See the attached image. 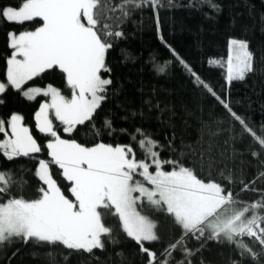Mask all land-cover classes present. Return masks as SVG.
<instances>
[{"label": "snow or ice", "instance_id": "snow-or-ice-1", "mask_svg": "<svg viewBox=\"0 0 264 264\" xmlns=\"http://www.w3.org/2000/svg\"><path fill=\"white\" fill-rule=\"evenodd\" d=\"M234 7L227 0H0V26L30 25L5 33L10 51L0 105L11 90L27 100L45 97L33 113L42 142L23 111L0 115V155L27 161L0 167V246L28 248H15L9 264L17 256L21 264L24 256L67 264L73 255L82 257L78 264H94L97 251L107 253L109 264H264V122L257 128L237 111L240 101L217 92L161 31L163 10H199L216 20ZM145 13L172 60L222 114L205 119L203 105L198 113L181 105L178 135L174 101L143 84L138 105L125 94L119 69L131 54L126 48L123 59L110 54L120 40L143 31ZM239 15H232L233 24ZM260 19L264 24V12ZM247 31L227 34V60L215 61L226 67L229 84L264 76V49L251 47ZM152 62L159 73L171 63L155 56ZM192 118L194 138L187 132ZM152 119L170 131L161 138L163 128L145 126ZM129 238L136 245L130 254L122 247ZM212 244L228 249L222 260L205 255Z\"/></svg>", "mask_w": 264, "mask_h": 264}, {"label": "trees", "instance_id": "trees-1", "mask_svg": "<svg viewBox=\"0 0 264 264\" xmlns=\"http://www.w3.org/2000/svg\"><path fill=\"white\" fill-rule=\"evenodd\" d=\"M178 2L184 4L186 0H178ZM227 3L235 5V7L226 8L216 20L205 17L199 10H189L187 8L163 10L160 13L161 31L168 44H171L217 92L221 95L230 93L234 102L239 100L240 103L236 105V110L248 115L258 128L261 122H264V76L260 74L250 75L244 81L234 80L229 84L224 79L226 75L225 67L214 65L210 61L212 62L215 59L224 60L227 57L226 35L229 33L241 34L244 27L248 29L246 35L251 41V47L253 49H264V24H262L260 19V14L264 12V0H247V3L245 0H227ZM249 4L252 5L251 15H249ZM235 13H240V15L236 17V23L233 24L232 15ZM136 18H139V16ZM29 26L27 22L23 25L12 22L0 26V79H3L5 55L10 51L6 44V31L9 28L19 31ZM128 31H133L131 23L128 24ZM121 48L128 49L132 57L125 61L119 69L121 76L126 78L124 84L125 94L133 97L138 105L140 103V93L136 90L143 84L145 91L154 87L157 90L156 94L160 98L174 101L176 103L177 115L175 124L178 135L184 128L182 123L184 113L181 105H188L193 110H196L197 113L198 107L203 105L205 119H210L223 113V108L216 104L214 98L196 88L190 74L182 65L172 60L171 53L156 35L155 23L150 18L149 13H145L143 31H136L134 35H129L127 39L118 42L116 49L110 54L114 60L123 59L119 55ZM153 56L159 62L171 61L166 73H159L154 69ZM48 79V77H43L45 82ZM34 81L37 84L41 83L36 78H34ZM4 99L6 103L0 105V115H6L13 109L23 111L26 118L25 122L31 125L33 134L42 142L43 134H40L35 129L33 113L45 97L38 96L35 100H27L18 95L16 90H11ZM108 106L105 105V107ZM152 116L154 117L155 113H152ZM139 119V117L136 118L137 122ZM192 125L193 127L187 129V132L190 133V138H194L196 135L195 118H192ZM116 126L129 127L127 123H119ZM145 126H150L153 129L163 128L160 132L161 138L165 131H170V129L158 125L155 119L149 120ZM250 139V137H246L245 143H248ZM119 142L126 143L127 138L121 135ZM137 152L139 156V149H137ZM26 163V159H16L14 162H7L0 155V167L12 168ZM29 179L31 180V185H34L35 178L31 177ZM31 185L27 189L29 193L32 191ZM248 196L251 197L252 194L249 193ZM109 222L112 223L113 221ZM152 246L156 247V245ZM17 247L22 248V252L28 251V248L19 244L0 246V264H9L8 257L11 256L12 251ZM28 247L31 246L29 245ZM122 247L128 250L130 254L135 250L136 245L129 238L124 239ZM210 247L211 252H205V255L217 261L223 259L220 254L226 256L228 252L226 247L220 245L212 244ZM114 250L115 246L109 249V251ZM97 255L100 257V261L94 262V264H101V262L102 264H109L106 259L107 253L97 251ZM83 258L86 259V256ZM57 259H61V257L57 255ZM80 259L82 257L73 255L67 264H78ZM113 259L118 260L119 258L113 257ZM11 264H21V257L13 258ZM24 264H44V261L40 258L24 256Z\"/></svg>", "mask_w": 264, "mask_h": 264}, {"label": "rangeland", "instance_id": "rangeland-1", "mask_svg": "<svg viewBox=\"0 0 264 264\" xmlns=\"http://www.w3.org/2000/svg\"><path fill=\"white\" fill-rule=\"evenodd\" d=\"M216 60H217V59L212 60L211 63L214 64V65H218V64L215 63ZM226 60H227V57H226L224 60H222V61H226ZM218 66H224V65H223V64H220V65H218ZM224 67H225V66H224ZM225 69H226V67H225ZM38 96H44V95H43V94H38L37 97H38Z\"/></svg>", "mask_w": 264, "mask_h": 264}]
</instances>
